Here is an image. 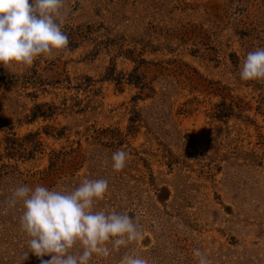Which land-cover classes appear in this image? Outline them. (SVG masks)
<instances>
[{"label": "rangeland", "instance_id": "1", "mask_svg": "<svg viewBox=\"0 0 264 264\" xmlns=\"http://www.w3.org/2000/svg\"><path fill=\"white\" fill-rule=\"evenodd\" d=\"M62 16L67 50L0 65V264L27 250L11 190L83 179L108 181L94 210L143 230L92 264H197L196 248L264 264V80L239 78L264 48V0H64Z\"/></svg>", "mask_w": 264, "mask_h": 264}, {"label": "clouds", "instance_id": "2", "mask_svg": "<svg viewBox=\"0 0 264 264\" xmlns=\"http://www.w3.org/2000/svg\"><path fill=\"white\" fill-rule=\"evenodd\" d=\"M64 0H0V65L29 67L41 56L67 50L69 38L63 31ZM242 81L264 80V48L251 51L239 73ZM129 154L121 149L111 156V167L120 172ZM109 184L105 179H83L71 190L15 186L6 199V210L21 206L20 230L26 235L27 250L40 264H92L112 252L127 249L142 239L138 221L127 212L94 210ZM50 256V259H43ZM197 264H212L199 248L193 250ZM22 261V264H23ZM119 264H149L135 253L126 252Z\"/></svg>", "mask_w": 264, "mask_h": 264}]
</instances>
